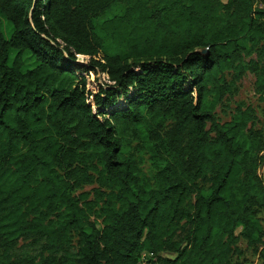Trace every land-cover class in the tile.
Returning a JSON list of instances; mask_svg holds the SVG:
<instances>
[{
	"label": "trees",
	"instance_id": "obj_1",
	"mask_svg": "<svg viewBox=\"0 0 264 264\" xmlns=\"http://www.w3.org/2000/svg\"><path fill=\"white\" fill-rule=\"evenodd\" d=\"M248 72L264 0H0V264H264Z\"/></svg>",
	"mask_w": 264,
	"mask_h": 264
},
{
	"label": "rangeland",
	"instance_id": "obj_2",
	"mask_svg": "<svg viewBox=\"0 0 264 264\" xmlns=\"http://www.w3.org/2000/svg\"><path fill=\"white\" fill-rule=\"evenodd\" d=\"M2 29L5 35L9 37L12 31V26L8 22L3 21ZM12 58H14V55L12 56ZM253 59L256 60V57L254 56ZM24 60H25V67H24L25 71L33 69L36 66L35 59L32 57L30 53L25 54ZM89 61L90 59L87 57L80 56L78 58L79 66H85L89 63ZM80 73L84 74V71H81ZM99 82L100 83L108 82V76L105 74H101L99 77ZM94 87L95 86L93 85L88 86L89 90L94 89ZM235 88L236 89L234 91V96L233 97L227 96L224 103L220 107H218L217 114L219 118L222 121H228L230 120V118L235 113L238 107L241 106L244 107V109L249 108L255 112V118H256L254 121L255 129L264 131V92L259 91V88L257 87L256 76L248 72L240 81L236 82ZM124 106H126V101L121 100L120 107H124ZM262 155L264 156V153ZM259 173L261 176H264V165L261 167ZM94 188L95 186H87L83 190L78 191V194L84 192H91ZM260 218L262 220V224L264 227V212L260 215ZM241 231H242V226H239L237 229V234H240ZM242 247L245 250L248 264H260L258 256L252 250L246 249L244 245Z\"/></svg>",
	"mask_w": 264,
	"mask_h": 264
},
{
	"label": "built area",
	"instance_id": "obj_3",
	"mask_svg": "<svg viewBox=\"0 0 264 264\" xmlns=\"http://www.w3.org/2000/svg\"><path fill=\"white\" fill-rule=\"evenodd\" d=\"M142 264H156L154 263L148 254H144L142 257Z\"/></svg>",
	"mask_w": 264,
	"mask_h": 264
},
{
	"label": "water",
	"instance_id": "obj_4",
	"mask_svg": "<svg viewBox=\"0 0 264 264\" xmlns=\"http://www.w3.org/2000/svg\"><path fill=\"white\" fill-rule=\"evenodd\" d=\"M203 53H206V51H203Z\"/></svg>",
	"mask_w": 264,
	"mask_h": 264
}]
</instances>
